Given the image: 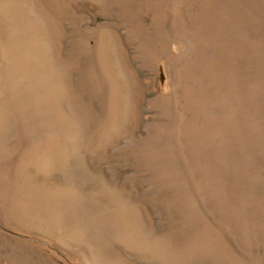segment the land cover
<instances>
[{"label": "rangeland", "instance_id": "obj_1", "mask_svg": "<svg viewBox=\"0 0 264 264\" xmlns=\"http://www.w3.org/2000/svg\"><path fill=\"white\" fill-rule=\"evenodd\" d=\"M162 3L27 0V16L46 34L39 39L28 30L25 47L14 48L26 53L25 76H18L16 51L0 60L16 72L0 77V101L11 107L0 130V264H88L69 238V225L85 224L86 215L64 205L70 214L62 230L53 223L47 232L9 211L18 202L43 207L29 200L27 181L44 186L49 199L72 194L65 200L89 212L95 232L103 229L128 264L152 263L112 231L118 201L154 239L174 232L186 244L194 212L202 218L198 237L221 236L237 264H264V0ZM105 35V57L124 86L120 118L98 56ZM36 46L47 64H30ZM56 86L75 118L70 128L42 98ZM22 165L26 173L18 177ZM169 249L172 255L176 246Z\"/></svg>", "mask_w": 264, "mask_h": 264}, {"label": "bare ground", "instance_id": "obj_2", "mask_svg": "<svg viewBox=\"0 0 264 264\" xmlns=\"http://www.w3.org/2000/svg\"><path fill=\"white\" fill-rule=\"evenodd\" d=\"M152 2L153 3L160 2L161 4H163L162 0H152ZM25 4H26V6H25ZM163 6H164V4H163ZM13 19H14V21H13ZM15 19H17V20H15ZM39 27H41V30ZM21 30L24 32L20 33ZM27 31L39 39L42 35L44 36V33L46 34L44 24L42 22H40V20L35 15H32V16L28 15L27 16V0H12L9 5L1 4L0 5V60L5 59V58L4 59L2 58V56H5V51L7 52V54H9V55H7V57L10 56V59H11V55H13V52L16 51V55H17L16 57H19V62H20V70H18V71H20V74L18 76H25L24 71H25L26 64H27L26 63L27 62L26 57H25L26 53H25V51H22L19 48L25 47L23 44V38L21 36L26 34ZM14 35H16V36L14 37ZM17 37H18V41L14 42V38H17ZM16 46H19V48L17 50L16 49L14 50V48ZM107 50H108L107 36L106 35L101 36L100 45L98 47V53H99L98 56L100 57V55L102 53L103 62H104V67H103L104 74L108 78V83L111 86L110 94H111V97L113 99V108H112V104H111V111L114 112L113 113V114H115L114 116H116V117L119 116V118H120V115H123L126 111V108H127L126 103H125L126 100L123 97L124 86L122 84V80L119 79L116 75V73H118V72L113 69L114 67L112 65L113 62L111 60V57L109 55H107L105 57ZM33 51H34L33 55H32V52H29L30 64H32L33 66H37L36 62L40 61V60L46 62V64H47V62H48L46 60L47 55L45 56V52L43 50V47L41 48L40 46H36L33 49ZM4 61H6V59ZM10 62L11 61L8 60L7 62H4L2 65L0 64V77L2 75H5L8 78V76L13 77V75L16 74V72L14 71V64L12 65V62L11 63ZM41 65H44V64L41 63ZM108 65H110L109 69H107ZM38 66H40V64ZM1 68L3 71L1 70ZM62 91H63V88L61 86H58V87L56 86L53 89L43 90V92H42L43 97L42 98L45 101H47L49 104L56 106L55 109H58V111H57V114H59L58 117H60L61 114L63 116L64 122L62 121L63 122L62 126L70 128L68 126L74 125V123L76 124V121H75L74 116L71 117L68 114L70 106L67 105L65 94L62 93ZM121 93H122V96L120 97ZM13 95H15V94H13ZM22 95L25 96L26 92H22ZM4 100L0 101V113H5L4 116H2V115L0 116V130L2 129L4 121L6 120V117H5L6 113L10 114V112H11V107L9 110L8 106H6L7 103ZM62 104L65 105V107L63 109L61 108ZM61 120L62 119L60 118V121ZM107 136H108L107 138H109V135H107ZM108 140L110 142V138ZM49 144H51V142H49ZM47 151H48V148H46V152H45L46 157L49 156ZM26 158H27V155H26ZM40 159H41V157H40ZM58 160H59V158H58ZM32 161H33V159H32ZM45 163H47V162H45ZM25 169H26V165H22L21 167L16 168V171H17L16 175L18 177H19V175H23V172ZM30 172H32V171H30ZM24 173H26V172H24ZM32 176H34V175H31V177L29 176L30 180H31ZM40 181H42V180L40 179ZM33 183H30V184H32V185H30L29 182L27 181V195L30 196L29 200L33 203L34 201L37 202L40 199V201H42V203H44L43 207H40L37 204H33L32 206H30L28 203L25 206L21 202H18L17 206L14 209L11 210L8 208L9 211H11V213L13 214V216L15 215L14 217H18L21 220L22 219L27 220L30 222V224L38 223L43 228H45L47 232L48 231L50 232V230L52 232H54L52 230L53 229L52 228L53 223L54 224L57 223L58 225H60V226H58V229L62 230L60 228L63 227L65 225V223L67 222L64 216H68L70 214V212L68 210H66V208H64L63 206L64 205L71 206V209L75 210L76 214L79 217L86 215V217L89 219L88 222L86 221L85 224H83V225H80V224H79V226L69 225L72 228L71 231L69 232V234H70L69 238H72L71 242H73V243L78 242L79 244L77 247H79V248L81 247V249L75 248V249H77L76 252H78V249L84 251V253H86V256L84 254L85 257H83V258L88 261L87 262L88 264H128L122 259L121 256L116 254L114 249L112 250V248H111L112 247L111 246V240L112 239L110 237H108V235L106 236L107 233L103 229H98L99 231L97 230L98 232H95L94 224L91 221L92 217L89 218V215H88L89 212L86 211L85 209H80V208L76 209L72 205L73 203L67 201L70 199L65 200V198H64L65 196H71L72 194H69L68 192L62 194L63 192L62 193L60 192V194L57 195V197L52 195V196H50L51 199H49L43 193V190L46 188L44 186H37L36 182H35L36 184H34V185H33ZM107 190L105 189L103 191L106 192L107 194H109L111 197H113L115 195L114 193H110ZM117 197L118 196H116L115 198H117ZM21 201L23 202L24 200H21ZM117 204L119 207L118 211H116L118 216H117V218L115 216L116 225L114 224V226H112V231L115 233V235L117 237H119L121 240H123L122 241L123 246L126 245V247L129 246V247H133V248L139 250L141 252V254L143 255V257L145 256V257L149 258V261L152 264H237V261L235 260L236 257L234 258L232 256L234 254L231 253L227 247H225L226 244L224 242L222 244V242H221L222 237L221 236L216 235V234L208 231V232L202 233V236L200 238L194 233L196 231V228H195L196 223L198 221H201V219H202L201 217H200L201 218L200 219L199 216H197V218H198L197 219L194 215V212L192 213V216L194 218L191 216V228L189 231L188 242L186 244H184L181 242L179 234L174 233V232L168 233L165 236H159L158 238L154 239L150 234H148L147 232L145 233V231L143 229L144 227L143 228L141 227L140 217L138 216V214H136V211L132 207L130 208L127 206V209H124L125 207L121 206L120 201H118ZM115 205H116V203H115ZM5 207L6 206H4V208ZM111 210H110V212H111ZM133 210L135 212V215H134ZM191 210H192L191 208L188 209V211L190 213H191ZM5 211H6V209H5ZM104 212H106V211H104ZM87 218H86V220H87ZM109 218L111 219V217H109ZM112 218H114V217H112ZM82 220H81V222H82ZM112 220H114V219H112ZM60 221H64V222L61 224V223H59ZM21 223H22V221H21ZM64 229H66V228H64ZM63 236H64V234H63ZM67 236H68V234H67ZM107 237L110 238L111 240L108 239ZM93 239H98V243H97L96 248L93 247V246H95L94 244H92ZM226 240H227V238H226ZM171 245L176 246V249L174 251H172L174 253L172 255H170L171 250L169 249ZM235 251H237V250H235ZM136 252L137 251H135V253ZM135 253H134V255H135ZM137 257H139V256L137 255ZM242 258H243V256H242ZM172 259H173V262H171ZM207 261H209V262L207 263ZM239 262H240V260H239ZM244 263H245V261H244Z\"/></svg>", "mask_w": 264, "mask_h": 264}]
</instances>
